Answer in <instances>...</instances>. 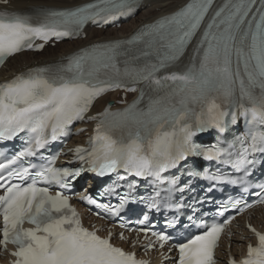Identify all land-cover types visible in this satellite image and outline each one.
<instances>
[{"label":"snow or ice","instance_id":"obj_1","mask_svg":"<svg viewBox=\"0 0 264 264\" xmlns=\"http://www.w3.org/2000/svg\"><path fill=\"white\" fill-rule=\"evenodd\" d=\"M9 4L10 0H0V66L25 50L44 49L53 38L85 36L89 23L108 24L130 16L139 0H91L73 7L23 10L10 9ZM35 40L43 43L34 44ZM116 90L137 95L122 109L113 111L109 105L88 115L98 98ZM240 117L250 126L246 136L217 138L207 145L197 142L210 130L222 136ZM85 119L96 121L94 133L88 148L74 149L75 160L99 176L116 174L121 181L133 176L150 180L152 187L150 195L139 196L138 180L110 186L106 192L118 196L116 205L83 198L108 217H121L126 205L137 200L149 211H160L165 204L179 212L182 206L171 202L186 186L177 187L179 178L165 174L189 157L239 174L208 169L195 173L213 186L258 189L252 203L241 197L220 204L217 217H225L230 209L242 214L264 205V183L248 179L264 155V0H188L131 37L93 43L0 83V141L20 138L24 143L6 162L0 160V248L13 246L11 264H150L138 259L134 249L140 246L147 254L165 245L167 253L161 255L171 264H217L218 242L234 216L220 222L189 215L183 223L174 215L166 219L163 231L152 230L148 212L135 221L145 227L127 228L121 217L119 226L136 233L130 241L133 250L113 243L114 235L128 242L123 232L109 229L101 236L102 229L84 227L64 194L71 187L68 178L80 176L84 169L55 167L57 157L41 150L68 136L70 126ZM30 157L41 163L30 162ZM53 188L60 190L53 194ZM117 188L127 191L120 194ZM26 223L31 227H24ZM247 227L255 243L247 245L242 259L230 258L228 264H264V231ZM141 233L147 243L140 240Z\"/></svg>","mask_w":264,"mask_h":264},{"label":"bare ground","instance_id":"obj_2","mask_svg":"<svg viewBox=\"0 0 264 264\" xmlns=\"http://www.w3.org/2000/svg\"><path fill=\"white\" fill-rule=\"evenodd\" d=\"M89 0H10L9 7L23 10L32 6L44 5L48 7H69L77 4H81L87 2ZM188 0H160L159 2L156 0H144V8L141 14H138L136 19L131 21V23L127 26H123L120 31L108 30V31H97V30H88L87 38L84 41L79 42H67L59 45L57 50L47 49L41 55H31V54H23L21 56L13 59L9 64L11 65L10 71L5 72L2 71L0 75L4 77L5 75H10L12 71H20V68H27L31 66V64L37 62L38 64H47L50 62H55L59 58L67 55L68 53L83 47L87 44H91L93 42H98L102 40H110L121 38L124 36H128L133 33L136 29H138L142 24L146 22H151L159 16L172 12L177 8L184 5ZM108 100H115V95H109ZM104 103L98 102L96 104V110H100L103 107ZM234 250H238V243L240 238L234 239Z\"/></svg>","mask_w":264,"mask_h":264}]
</instances>
